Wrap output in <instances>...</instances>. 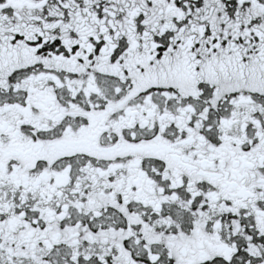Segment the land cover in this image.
<instances>
[{
  "label": "snow or ice",
  "instance_id": "snow-or-ice-1",
  "mask_svg": "<svg viewBox=\"0 0 264 264\" xmlns=\"http://www.w3.org/2000/svg\"><path fill=\"white\" fill-rule=\"evenodd\" d=\"M0 264H264V0H0Z\"/></svg>",
  "mask_w": 264,
  "mask_h": 264
}]
</instances>
